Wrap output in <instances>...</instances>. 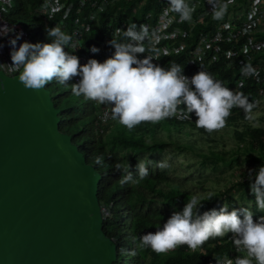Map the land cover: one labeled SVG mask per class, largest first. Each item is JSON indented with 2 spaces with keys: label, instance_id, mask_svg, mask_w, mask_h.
Wrapping results in <instances>:
<instances>
[{
  "label": "trees",
  "instance_id": "16d2710c",
  "mask_svg": "<svg viewBox=\"0 0 264 264\" xmlns=\"http://www.w3.org/2000/svg\"><path fill=\"white\" fill-rule=\"evenodd\" d=\"M38 1L17 2L20 12L11 19L20 21L26 26L32 43H46V40L51 42L42 21L28 12ZM138 1H142L143 4L136 7L133 13L131 7ZM159 5L160 0L118 2L112 6V9L98 16L92 30L86 35L82 49L93 46L105 34L104 24L109 19H113L110 11L118 13L114 16V21L125 20L135 23L141 22L143 15L149 10L156 13ZM211 21V18H207L197 25L186 38V46L179 53L162 57L153 63L168 68L170 61L175 62L183 67L184 75L200 70L202 67L234 92H243L249 102L255 104L250 117L243 109L234 107L227 118L226 126L219 131L208 133L203 128H198L194 113L187 121L172 117L155 124L141 123L132 130L112 119L99 128L95 125L97 107L93 101H87L83 97L72 94L73 81H69L67 87L55 81L52 85H47L54 105L60 110V128L71 135L87 161L93 163L102 174L98 185V197L108 209L103 228L116 242L117 259L113 264H209L214 253H224L233 242L230 240L225 245L218 244L216 247H210L209 242L220 237L210 238L199 250L192 251L187 245H182L163 254H157L150 248H138L140 236L146 232H155L157 225L162 227L173 211L183 209L191 196L196 195L204 200L201 202V207H204L208 198L203 193H209L205 189L211 191L220 188V181L218 178L202 176L197 182L192 183L197 187L195 188L174 180L165 170L148 168L149 175L139 184L121 186L119 181L122 173L114 168L115 162H129L133 175L136 177L135 166L139 161L138 153L155 151L166 146L188 151L200 159L203 167L207 162H211L214 171L217 170L218 162L231 166L233 161L238 159L237 155L243 154L246 161L254 162V166L241 167L239 177L247 176V179H243L242 183L239 182L240 180L232 182L231 186L237 184L246 186L249 182L248 170L258 169L264 164V111L258 109V101L264 94V61L262 60L264 29L252 31L231 42L234 48H238L242 43L246 44L247 49L243 53L242 62L226 54L228 47L221 44V48L217 51L213 46L206 47L204 55L193 65H189V51L199 37L214 31L210 25ZM115 38L126 41L123 33ZM114 51L115 49L108 43L102 52L101 62L112 56ZM244 64L252 65L258 75H242L241 67ZM98 157L103 158L102 164L96 162ZM198 188L204 190L199 191ZM222 191L225 196V189ZM226 191H229V188ZM156 202L163 204L166 210L157 206ZM256 216L257 214L253 215V218ZM230 235L226 234L225 237ZM133 250L136 252L134 256L129 254Z\"/></svg>",
  "mask_w": 264,
  "mask_h": 264
},
{
  "label": "clouds",
  "instance_id": "9594fccd",
  "mask_svg": "<svg viewBox=\"0 0 264 264\" xmlns=\"http://www.w3.org/2000/svg\"><path fill=\"white\" fill-rule=\"evenodd\" d=\"M20 1H16L17 7ZM209 3L212 5L213 19H222L227 5L220 0H209ZM194 10L187 0H169L168 11L177 13L181 22H190ZM12 17L14 15H10L9 19ZM137 28L134 22L127 23V29L123 31L127 42L112 36L108 43L115 49L114 54L103 62L102 52L105 48L99 57L95 54L81 64L79 53L91 47L93 53L99 52L95 44L83 50V41L82 48L75 52L78 47L72 43V36L55 26L45 29L50 43L24 41L17 45L22 33H15L14 27L6 24L0 25V37L15 33L9 36L8 41L11 63H0V72L16 76L26 89L33 91H40L53 81L66 87L69 81H73L71 92L74 96L93 101L96 107L107 105L109 111L105 113V118L110 115L112 120L129 130L141 123L155 124L172 117L187 119L194 113L196 126L212 133L226 126L234 107L243 109L250 117L255 104L249 102L243 92H234L202 67L189 78L183 74L180 64L170 61L169 67L164 68L153 63L157 57L146 55L139 58L137 54L146 52L143 45L148 31L143 25L139 26V30ZM241 73L245 76L258 75L250 64L242 65ZM74 78L78 79L74 81ZM96 162L102 164L103 158L98 157ZM156 166L165 169L169 165L167 161H157ZM114 168L122 173L121 186L139 184L149 175L144 160H139L135 166L136 177L129 162H115ZM247 175L256 207L264 213V164L258 169H249ZM239 182L242 183V177ZM211 198L213 196L210 195L208 199ZM202 201L196 195L191 196L183 209L173 211L162 227L157 225L155 232L140 236L137 247L150 248L157 254L167 253L182 245L195 251L210 238L220 237L209 242L208 245L212 247L210 244L213 241L225 239L226 234H231L240 255L235 259L215 257L216 264H264V215L254 219L253 212L247 207L229 211L227 203L219 210L213 208L200 214L198 209ZM101 208L105 218L108 209L102 203ZM129 254L134 256L136 252L133 250ZM211 262L212 258L209 264Z\"/></svg>",
  "mask_w": 264,
  "mask_h": 264
},
{
  "label": "water",
  "instance_id": "95a60500",
  "mask_svg": "<svg viewBox=\"0 0 264 264\" xmlns=\"http://www.w3.org/2000/svg\"><path fill=\"white\" fill-rule=\"evenodd\" d=\"M18 75V74H17ZM50 90L0 72V264H113L102 174L60 128Z\"/></svg>",
  "mask_w": 264,
  "mask_h": 264
},
{
  "label": "built area",
  "instance_id": "2783aa9c",
  "mask_svg": "<svg viewBox=\"0 0 264 264\" xmlns=\"http://www.w3.org/2000/svg\"><path fill=\"white\" fill-rule=\"evenodd\" d=\"M16 1L0 0V25L6 24L9 27H14L15 33H22L20 40L17 41V45L24 41L31 43V37L22 22L9 19V16L13 15ZM120 1L130 0H40L36 6L29 10V13L38 16L42 20L45 29L58 26L62 31L71 35L72 43L78 47L75 52H78L82 48L85 36L92 30L93 23L97 20L98 16L101 13L109 11L110 8L112 9V6ZM187 2L195 9L190 22H181L177 13L168 11L169 0H160L159 9L156 13L149 10L143 15L141 22H135L138 27L137 30H139L140 25H143L148 31V37L145 39L143 45L146 52L137 54L138 57L144 58L146 55H151L158 58H154L153 61H158L162 57L179 53L186 46L185 40L194 28L203 23L207 18H211L210 25L214 28V31L209 34H202L199 37L194 47L189 51V65H193L197 59L204 55L206 47L213 46L217 51L221 48V44L223 46L227 45L226 54L242 62L244 58L243 53L246 51V44L242 43L238 48H234L231 42L260 28V24L264 22V6L259 1L253 0L247 5L244 11L246 14L235 20H231L225 18V16L232 10L230 6L234 3V0H220L221 3L227 5V11L222 19L217 20L213 19L212 5L209 3V0H187ZM142 4V1H138L136 5L131 7V11L135 13L136 7H140ZM110 15L114 19V16L118 15V13L110 11ZM113 19L106 21L104 24L106 32L94 45L99 49V52L93 53L90 50L91 47L89 50L79 53L78 57L81 64L86 63L95 54V56H98L112 36L118 37L127 29V21H114ZM15 33H10L9 36H13ZM9 36L0 37V63H11ZM69 50L71 49L69 48ZM97 60L99 61L100 58H97ZM198 71H192L186 76L191 78ZM76 79L78 78H74V81ZM108 111L107 105H99L97 107L95 111V124L97 127L100 128L111 119L110 115L108 118H105V113ZM176 119L187 121L189 118ZM244 179H247V176ZM106 214L107 212H105ZM230 240H232L231 235L225 239L221 238L213 241L210 245L212 247L218 244L225 245ZM238 255H240V252H238L234 243L231 242L224 253L213 254L211 264H216L215 257L235 259Z\"/></svg>",
  "mask_w": 264,
  "mask_h": 264
},
{
  "label": "rangeland",
  "instance_id": "374dc122",
  "mask_svg": "<svg viewBox=\"0 0 264 264\" xmlns=\"http://www.w3.org/2000/svg\"><path fill=\"white\" fill-rule=\"evenodd\" d=\"M251 1L253 0H234L233 5L230 6L232 7V10H230L229 14H226L225 18L235 20L246 14L244 11ZM257 1L264 6V0ZM19 12L20 9L17 7V4H15L13 15L15 16L19 14ZM262 29H264V22L260 24V28L258 30ZM45 42L50 43L47 40ZM262 60L264 61V57ZM49 84L52 85L53 83L50 82ZM258 109L264 111V94L258 101ZM237 156L238 159L233 161L231 166H226L221 162H218L216 171L212 169L211 162H207L205 167H203L199 158L192 155L188 151L180 150L172 146H166L163 149L155 151H141L138 153L137 158L138 160H144L147 163L148 168H152L153 170H165L174 180L185 183L189 186H193L192 183L197 182V180H199L202 176L215 179L218 178L220 181V188L211 191L205 189L209 193L203 194H205L207 198L210 195L213 196V198L208 199L204 207H199L198 211L200 214L213 208L219 210L220 207L227 203L229 205V211L233 208L239 209L247 207L253 212V215L257 214L254 218L257 219L260 215H264V213L260 212L256 207L255 196L250 189V181L246 184V186L239 184L231 186L232 182L240 180L239 176L241 167L254 166V162L252 160L246 161L243 154ZM148 161L151 162L148 163ZM157 161H167L169 166L165 169H160L156 166ZM243 179L244 177H242V180ZM227 188H229V191H226ZM224 189V192L226 193L225 196L222 191ZM197 190L203 191L204 189L198 188ZM156 205L166 210V207L160 202H156Z\"/></svg>",
  "mask_w": 264,
  "mask_h": 264
}]
</instances>
